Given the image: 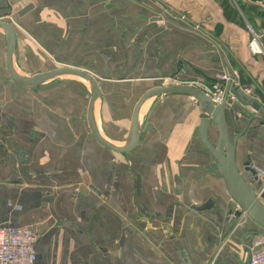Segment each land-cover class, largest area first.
<instances>
[{
	"label": "crops",
	"instance_id": "0c3cea01",
	"mask_svg": "<svg viewBox=\"0 0 264 264\" xmlns=\"http://www.w3.org/2000/svg\"><path fill=\"white\" fill-rule=\"evenodd\" d=\"M0 20L14 29L12 61L23 74L72 67L94 76L98 128L117 148L137 101L162 80L212 83L241 71L253 91L264 79L248 33L225 19L219 0H0ZM5 53L0 31V226L37 236L35 264H247L260 230L202 145L206 116L197 102L149 101L138 115V145L114 154L89 129L84 82L21 88L8 77ZM49 59L57 64L47 69ZM229 109L236 167L257 191L246 165L264 166V111L238 102ZM217 137L211 127L213 145Z\"/></svg>",
	"mask_w": 264,
	"mask_h": 264
},
{
	"label": "water",
	"instance_id": "95a60500",
	"mask_svg": "<svg viewBox=\"0 0 264 264\" xmlns=\"http://www.w3.org/2000/svg\"><path fill=\"white\" fill-rule=\"evenodd\" d=\"M29 9L30 8H26L17 14V16H22ZM245 26H249L248 23L245 22ZM0 31L5 40L6 72L9 79L19 87L27 90H34L46 83L61 78H78L87 84L89 88V101L86 109V118L89 129L96 141L114 154H128L138 145L140 136L138 115L142 107L149 101L169 95H184L197 102L201 113L206 116L199 126V135L202 145L217 164L231 199L235 202L238 208L245 213L248 220L260 230V233L264 234V194L258 197L255 191L245 182L236 167L234 161V146L229 141L228 127L226 123V116H228V114L233 117V112L229 109L228 104L224 102L220 105H216L200 90L187 85L170 84L151 88L144 92L137 101L131 114L127 140L122 147L117 148L112 146L103 137L98 128L95 106L101 98V92L94 76L88 72L72 67H60L32 76L23 75L17 71L12 61L16 47V36L13 27L10 23L0 20ZM229 91L236 97L239 104L247 107L251 106L255 110L262 109L264 111L262 106L255 100L249 99L243 101L237 90L233 88L228 89V87L226 95ZM262 122H264V118L262 119ZM211 127H216L218 131V137L214 145L209 140ZM235 132L237 133L236 130ZM248 164L249 163L246 165V170L254 177V172L249 170Z\"/></svg>",
	"mask_w": 264,
	"mask_h": 264
},
{
	"label": "built area",
	"instance_id": "2783aa9c",
	"mask_svg": "<svg viewBox=\"0 0 264 264\" xmlns=\"http://www.w3.org/2000/svg\"><path fill=\"white\" fill-rule=\"evenodd\" d=\"M182 21L186 18L181 17ZM247 33L251 35L247 48L249 52L255 55H264V46L261 44L259 37L256 36L250 26L246 27ZM264 36V31H263ZM233 79L229 73L225 72L218 76L212 83L204 82H187L178 83L194 87L200 90L214 104L236 102V97L230 93L226 95L228 89L241 90L245 95L252 96L253 91L250 87L242 86L239 82L238 75L233 74ZM249 170L254 172L255 180L258 183L256 195L259 197L264 194V166H257L254 163L248 164ZM37 241V236L27 228H12L0 226V264H35L36 253L34 245ZM247 264H264V235H257L249 250Z\"/></svg>",
	"mask_w": 264,
	"mask_h": 264
},
{
	"label": "trees",
	"instance_id": "16d2710c",
	"mask_svg": "<svg viewBox=\"0 0 264 264\" xmlns=\"http://www.w3.org/2000/svg\"><path fill=\"white\" fill-rule=\"evenodd\" d=\"M253 3L260 2L264 4V0H250ZM230 0H219L220 8L223 12L225 19L229 22L236 23L241 28L245 29V23H248L254 34L259 37L261 44L264 46V36L262 32L264 31V14L258 13L253 6L242 3L239 0H234L232 3ZM249 38L251 40V35ZM235 65V63L233 62ZM239 82L242 86H250L251 81L247 79L243 73L240 71ZM258 88L253 89V95L259 98L264 104V79L257 85Z\"/></svg>",
	"mask_w": 264,
	"mask_h": 264
},
{
	"label": "rangeland",
	"instance_id": "374dc122",
	"mask_svg": "<svg viewBox=\"0 0 264 264\" xmlns=\"http://www.w3.org/2000/svg\"><path fill=\"white\" fill-rule=\"evenodd\" d=\"M230 1H232V3H234V0H230ZM237 1V0H236ZM239 1H241V0H239ZM231 3V4H232ZM243 3V2H242ZM245 4H248V5H251V6H253V8H255L256 9V11L258 12V13H261V14H264V4H262V3H260V2H256V3H253V2H251L250 0H245V2H244ZM7 23H10V22H8L7 21ZM245 23V22H244ZM13 26H14V28L16 29V25L14 24V22H13ZM262 35H263V32H262ZM249 40H250V38H249ZM249 51V50H248ZM257 57H259V58H261L262 59V61L264 62V55H256ZM256 56H254V57H256ZM55 64H57L56 62H54L52 59H49V62L47 63V69H49V68H52V67H55ZM52 70V69H51ZM18 71V70H17ZM20 72V71H19ZM21 74H23V73H26V72H20ZM23 75H25V74H23ZM62 79V78H61ZM64 79V78H63ZM57 80H59V79H57ZM80 80V79H79ZM55 81V80H54ZM82 81V80H81ZM82 82H84V81H82ZM85 83V82H84ZM161 83H164L163 85H169V84H175V82L173 81V79H171V80H165V82H163V80L161 81ZM86 84V83H85ZM87 85V84H86ZM88 87V86H87ZM263 104V103H262ZM261 105V104H260ZM262 106V108L264 109V104L263 105H261ZM100 125V124H99ZM100 127H101V125H100ZM101 129H102V127H101Z\"/></svg>",
	"mask_w": 264,
	"mask_h": 264
},
{
	"label": "bare ground",
	"instance_id": "6f19581e",
	"mask_svg": "<svg viewBox=\"0 0 264 264\" xmlns=\"http://www.w3.org/2000/svg\"><path fill=\"white\" fill-rule=\"evenodd\" d=\"M98 104V103H97Z\"/></svg>",
	"mask_w": 264,
	"mask_h": 264
}]
</instances>
